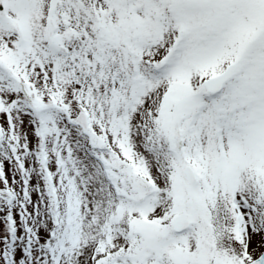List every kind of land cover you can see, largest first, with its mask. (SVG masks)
I'll return each instance as SVG.
<instances>
[{
  "label": "snow or ice",
  "instance_id": "obj_1",
  "mask_svg": "<svg viewBox=\"0 0 264 264\" xmlns=\"http://www.w3.org/2000/svg\"><path fill=\"white\" fill-rule=\"evenodd\" d=\"M0 264H264V0H0Z\"/></svg>",
  "mask_w": 264,
  "mask_h": 264
}]
</instances>
